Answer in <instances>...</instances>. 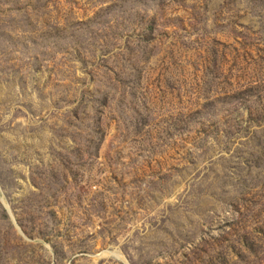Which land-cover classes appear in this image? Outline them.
Segmentation results:
<instances>
[{
    "label": "rangeland",
    "instance_id": "rangeland-1",
    "mask_svg": "<svg viewBox=\"0 0 264 264\" xmlns=\"http://www.w3.org/2000/svg\"><path fill=\"white\" fill-rule=\"evenodd\" d=\"M0 264H264V0H0Z\"/></svg>",
    "mask_w": 264,
    "mask_h": 264
}]
</instances>
